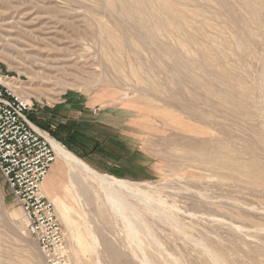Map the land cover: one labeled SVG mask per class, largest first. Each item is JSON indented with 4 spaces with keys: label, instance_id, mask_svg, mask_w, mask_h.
I'll return each mask as SVG.
<instances>
[{
    "label": "rangeland",
    "instance_id": "1",
    "mask_svg": "<svg viewBox=\"0 0 264 264\" xmlns=\"http://www.w3.org/2000/svg\"><path fill=\"white\" fill-rule=\"evenodd\" d=\"M127 1L0 0V67L27 94L29 121L97 172L138 184L123 191L145 226L133 235L56 156L42 187L67 264H264V0L155 3L193 37L159 34L180 64L142 49ZM44 31L62 56H85L87 72L67 78L77 87L34 74L55 46ZM0 264H45L1 173Z\"/></svg>",
    "mask_w": 264,
    "mask_h": 264
},
{
    "label": "built area",
    "instance_id": "2",
    "mask_svg": "<svg viewBox=\"0 0 264 264\" xmlns=\"http://www.w3.org/2000/svg\"><path fill=\"white\" fill-rule=\"evenodd\" d=\"M10 78L0 67V173L45 264H67L62 226L42 187L57 155L49 138L29 121L31 105L14 92Z\"/></svg>",
    "mask_w": 264,
    "mask_h": 264
},
{
    "label": "bare ground",
    "instance_id": "3",
    "mask_svg": "<svg viewBox=\"0 0 264 264\" xmlns=\"http://www.w3.org/2000/svg\"><path fill=\"white\" fill-rule=\"evenodd\" d=\"M127 2L129 3L128 4L129 7L128 8L124 7V6L122 7L123 8L122 9V15L132 19L133 24H135L139 28V32L137 30H135L137 32L136 35H138V36L135 35V36H133V38L138 43H140V45L143 47L142 49H147V52L152 54L156 60L157 59L161 60L163 53H166V54L171 53V56L174 58L175 62H177L178 64L184 63L182 61L181 57H178V55H176L177 52L173 48L168 50L167 48L164 47L165 41L159 37V34H165V33L168 34L169 33L173 37L178 33L185 40H188V41L190 39L193 40V37H190V35H186L185 33L181 32V30H180L181 26L179 25L180 22L178 23L177 20L174 21L172 16L169 15L170 14V12H169L170 8L166 9V11H163V14L168 15V17H169L168 21L162 20L160 17L161 14L159 16V14L156 13V11L154 10L155 3H159L160 5L163 4L165 6L166 3L164 2V0H128ZM159 7H161V6H159ZM6 14H8L9 17L13 19L10 12H8ZM17 14H20V12L18 11ZM176 14H177V12H176ZM27 15L28 14H26L24 12L23 14L18 16V20L22 22L23 19H25V17ZM14 16H16V15L14 14ZM142 26H145L146 29L144 30L142 28ZM43 33L44 34H43V37L41 39H45L47 37L51 38V40H52L51 42L54 43L55 46L48 47L46 49V51H45L47 54L46 56L40 54L41 56H43L41 61H42V64L44 65V70L36 71V72H34V74L41 73V76L44 77L45 79L54 78V80L56 81L57 86H59V88H61V87L63 88L65 86H70L72 88L77 87V84H75V82L69 81V80H67V78L68 77H77V74L84 72V71L87 72L86 69L88 68L87 66H89V65H87L85 63V60H79V59H81V56H83V55L79 54L78 56H76L75 53L72 52V53H69L68 55L65 54L62 56L61 54H63L64 51L62 50L63 48L60 47L61 46L60 40L51 34L49 36H47L48 33L45 31ZM54 38H56V39H54ZM127 38H123V41H122L123 45L128 43L129 39H127ZM145 45H147V48H145ZM47 51H50V52H47ZM137 52H138V50H137ZM83 57H85V56H83ZM179 72H181V71H179ZM88 73L91 76L95 75V73L93 71H89ZM175 73H177V70ZM187 76H189V75H187ZM30 77H31V75H30ZM11 78L7 81V83L13 88V90L16 94L20 95L28 103H30L29 98L27 97V94L26 95L23 94L25 92L22 93V90L18 86L19 84L14 83V81ZM91 80H93V79L89 78L88 80H84L82 83L87 85V83L93 82ZM85 81H87V82H85ZM163 83H164V79L162 80V84ZM190 85H192V84H190ZM43 90H46V86L43 87ZM52 98L54 99V97H52ZM49 140H50V142H51V144H52V146L56 152V155L66 163V165L69 169V174H70L71 179L73 181H77V179L80 178V176L81 177L85 176V177H88V179H92L103 190V193H104L106 199L108 200V202L110 203L111 208L116 213L120 214L122 216V218L124 219V221L129 224V227L131 229L130 230L131 234L135 235V234H137L138 230L142 231L145 228L144 222L142 221V218H140L139 213H137L133 208V205H132L133 203L132 204L129 203L128 200L125 198V195L123 193V191H128L131 194H138L137 193L138 192L137 191V185H138L137 183H134V182L122 179V178L121 179L116 178V177L108 175V174H103V173L97 172L96 170L91 168L88 164H86L84 161H82L80 158H78L76 155H74L70 151L66 150L58 142H56L55 140L50 139V138H49ZM78 182H79V179H78ZM79 184H80V186L78 188L83 193V191H85V187L83 185H81V183H78L77 185H79ZM141 200L143 201V198ZM145 201H146V199H145ZM125 225H127V224H125ZM116 257H118V256L117 255L113 256V258L115 260H116Z\"/></svg>",
    "mask_w": 264,
    "mask_h": 264
},
{
    "label": "crops",
    "instance_id": "4",
    "mask_svg": "<svg viewBox=\"0 0 264 264\" xmlns=\"http://www.w3.org/2000/svg\"><path fill=\"white\" fill-rule=\"evenodd\" d=\"M96 152V151H95ZM89 154V153H88ZM55 162V161H54ZM54 162L52 163V165L54 164ZM52 165H51V167H52ZM51 167H50V169H51ZM50 169H49V171H50ZM49 171H48V173H49Z\"/></svg>",
    "mask_w": 264,
    "mask_h": 264
}]
</instances>
